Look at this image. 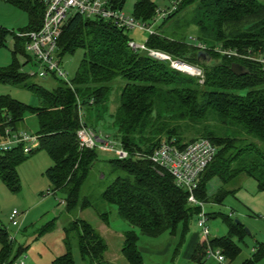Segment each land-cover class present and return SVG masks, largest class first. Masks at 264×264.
I'll use <instances>...</instances> for the list:
<instances>
[{"label": "trees", "instance_id": "obj_1", "mask_svg": "<svg viewBox=\"0 0 264 264\" xmlns=\"http://www.w3.org/2000/svg\"><path fill=\"white\" fill-rule=\"evenodd\" d=\"M2 1L27 13L29 23L21 32L41 27L43 0ZM110 2L122 10L126 0ZM188 3L193 12L191 25L197 26L199 32L196 45L185 36L176 37L161 30ZM156 10L152 0H138L134 6L135 17L149 24L154 22ZM158 30L149 36L147 44L174 60L201 68L203 82L198 76L174 68L169 60L130 49L127 34L130 30L119 28L110 20L74 14L58 40V54L62 62L65 56L82 49L83 58L72 86L61 80L49 89L33 82V75L22 70L16 56L22 53L26 56L25 64L32 63L34 57L26 49L28 38L0 26V46L6 45L12 36L16 47L11 64L0 68V82L22 85L40 99V104L29 105L11 96H0V138L8 127L21 128L19 122L27 111L35 113L39 121L36 133L39 146L34 151L25 153L22 143L0 149L1 178L13 191L19 190L18 165L44 149L53 159L46 175L52 191L64 194L67 211L94 205L82 190L99 159L100 149L80 147L77 130L82 108L88 125L97 131L107 125L106 132H111L131 153L126 158L113 156L107 160L115 178L100 192V198L116 204L119 214L134 227L124 232L122 244V252L130 264H147L135 227L151 236L165 231L176 234L181 229L184 240L200 209L188 201V190L177 185L170 172L157 167L147 157H136V152L150 153L163 138L184 146L189 141L208 137L218 146V151L199 177L196 190L199 199L222 203L229 193L237 190L229 184L242 173L253 176L258 189L264 191V65L223 52L264 55V0H183L163 18ZM199 44L205 47L211 60L199 56L202 49ZM234 62L242 64L247 73L236 75L231 69ZM114 93L117 104L115 111H110ZM107 113L111 121H107ZM105 175L102 171V176ZM214 177H219L222 185L210 194L207 184ZM96 209L107 219V211ZM222 215L229 232L211 237L210 242L235 259L241 248L233 236H241L244 227L231 214ZM65 230L66 251L56 256L52 264L76 263L73 232L85 264H107L108 242L90 221L75 216ZM14 243L15 238L0 223V261H11L22 253L25 247L20 245L14 251ZM207 245L203 237L193 258L202 261ZM263 256L264 242L245 264H253Z\"/></svg>", "mask_w": 264, "mask_h": 264}, {"label": "rangeland", "instance_id": "obj_2", "mask_svg": "<svg viewBox=\"0 0 264 264\" xmlns=\"http://www.w3.org/2000/svg\"><path fill=\"white\" fill-rule=\"evenodd\" d=\"M137 1L126 0L122 12L131 18H136L134 6ZM152 1L157 8L156 15H158L157 11L167 13L174 11V0ZM189 3L178 16L162 26L161 30L172 36H185L189 43L196 45L199 40V32L197 26L191 25L193 12ZM162 22L163 18L159 14V19L156 23L157 32H159L158 27L161 26ZM28 23L29 18L26 12L0 1V26L10 29L15 34H19ZM127 34L131 40L138 44L147 43L149 38L146 32H142L139 29L127 31ZM15 50L14 38L10 36L7 44L0 46V68L11 64ZM201 50L206 49L202 48ZM83 53L82 49H78L75 53L65 56L62 60L61 65L71 81L76 75ZM29 54L33 55L32 53ZM16 56L23 65L22 70L24 72L30 74L38 70L34 59L32 63L25 64V55L17 53ZM58 78H54L50 73L45 77L34 75L31 80L53 89L61 80H65L60 76ZM114 94L112 101L109 103L110 111H115L117 104V93ZM6 95L29 105L40 104V99L22 85L0 82V96ZM108 114L107 121H111V117ZM104 123L108 124L107 122ZM19 124L21 128L33 134L37 133L39 129L38 117L31 111L25 113ZM107 128V125H104L101 131L103 134L108 133L112 136L111 132H106ZM113 129L111 126V130ZM113 156L114 154L111 152L99 150V159L95 162L91 174L83 186L82 193L88 195L95 206L91 205L80 210L78 208L71 213L67 211L66 205L62 203L64 194L59 190L56 191L57 193L52 191V184L46 175V169L53 164V159L46 150L41 149L34 152L18 165L21 182L19 190L13 191L0 176V223L6 226L10 234L15 238L14 251L20 245L25 247L21 256L25 257L26 264H52L53 258L65 252L66 244L64 239L67 233L65 228L75 216L87 219L97 228H101L103 223L110 224L116 236L106 233V240L110 244L107 259L115 260L114 256L111 255L113 251L121 253L122 239L117 235H122L127 229L134 227L119 214L116 204L105 202L100 198V192L115 178V173L110 171V164L107 161ZM102 171L106 172L104 177L102 176ZM221 185L222 180L219 177L210 179L207 184L208 192L210 194L216 192ZM229 187H235L237 190L229 193L222 203H206L207 211L215 213L209 218L208 224L213 236H223L229 232V226L223 218V213L232 214L234 220H238L243 224V234L241 236H233L241 250L235 259L227 257L226 261L229 264H245L247 259L254 257L259 246L264 242V191L258 189L257 181L253 176L245 173L240 174L235 182L229 184ZM96 207L108 212L107 219H104L97 212ZM14 209L20 212L19 225H14L10 218ZM196 219L197 217L191 221L190 229L184 240L181 238V229L176 234L165 231L157 236H151L142 233L138 227H135L139 233L138 245L142 250L144 261L147 264H218V261L212 256L199 261L186 254L191 243L192 231L200 230ZM72 235L73 251L76 258L75 264H84L80 258L76 232H73ZM122 260L128 263L124 256H122ZM253 264H264V256Z\"/></svg>", "mask_w": 264, "mask_h": 264}, {"label": "built area", "instance_id": "obj_3", "mask_svg": "<svg viewBox=\"0 0 264 264\" xmlns=\"http://www.w3.org/2000/svg\"><path fill=\"white\" fill-rule=\"evenodd\" d=\"M45 3V11L43 15L42 25L37 30L28 32H20L18 35L28 38L26 49L32 53L34 62L38 66V70L31 72L30 75H38L45 77L50 73L63 77L65 81L72 86L71 80L68 79L66 71L61 65V58L58 54V40L63 33V29L71 16L81 14L87 18H102L112 21L117 27L125 30L139 29L146 32L148 36L156 34V23L159 14L162 18L166 17L167 12L157 11L155 21L152 24L142 22L137 18H131L124 14L121 9L114 7L110 0H43ZM183 0H174V10L178 8ZM128 46L134 51L146 52L148 55L161 59L169 60L171 65L178 70L188 74L200 77V81H204V74L201 68L190 65L180 60H174L172 57L151 48L147 43L138 44L134 40L128 41ZM201 48H205L199 45ZM229 56H239L251 60L258 61L264 65L263 54H243L234 50H224ZM33 62V61H32ZM81 108V106H80ZM77 138L80 147L98 148L114 154L117 158H126L130 156V150L126 148L120 140L108 133L103 134L92 126L88 125L84 119L83 110L81 108L80 127L77 130ZM22 143L25 153L34 151L39 146V135L28 132L23 128L12 129L8 127L5 135L0 138V149H9ZM218 151V146L208 137H201L193 141L187 142L184 146H178L173 139L164 138L150 153L145 154L136 152V157L149 158L154 165L166 169L172 174L177 185L188 190V201L197 204L200 209L197 213V225L199 226L203 237L207 240V255L217 259L219 264H229L226 254L219 247L211 244L210 239L211 228L208 224L210 218L206 209V202L196 195L199 184V177L205 168L213 161ZM62 203H65L62 198ZM20 212L14 209L10 215L14 225H19ZM0 264H25V257L21 254L11 261L3 260Z\"/></svg>", "mask_w": 264, "mask_h": 264}, {"label": "crops", "instance_id": "obj_4", "mask_svg": "<svg viewBox=\"0 0 264 264\" xmlns=\"http://www.w3.org/2000/svg\"><path fill=\"white\" fill-rule=\"evenodd\" d=\"M0 1H2V0H0ZM2 2H4V1H2ZM5 3V2H4ZM7 5H10V4H8V3H6ZM12 6V5H11ZM215 193V192H214ZM209 202H213V201H209ZM207 203V202H206ZM212 214H214V213H212ZM212 214H210V217L212 216ZM215 215V214H214ZM232 215V214H231ZM97 228V227H96ZM100 232H101V234L105 237V239H106V233H109L110 235H112V236H116L115 235V233H114V231H113V229L110 227V224H107V223H103V225H102V227L101 228H97ZM212 235V234H211ZM117 236H119V238L121 237V239H122V244H123V239H124V233L122 234V235H117ZM212 237H214L213 235H212ZM202 238H203V235H202V233H201V230H199V231H192V233H191V243H190V245H189V249L187 250V255H190L191 256V258H193L194 256V252H195V250H196V247H197V245L199 244V242H201L202 241ZM108 242V241H107ZM122 244H121V246H120V251H121V253L119 252V251H113V253L111 254V255H113L114 256V261H112V260H108L107 259V253H108V251H109V242H108V249L106 250V252H105V258H106V262H107V264H130L129 263V261H128V263L127 262H125V260H122V256H124V254H123V252H122ZM218 247V246H217ZM220 248V247H219ZM78 249H79V247H78ZM221 249V248H220ZM142 251V250H141ZM207 251V250H206ZM79 252H80V249H79ZM64 253V252H63ZM227 256V255H226ZM74 257H75V255H74ZM125 257V256H124ZM208 258V255H207V253H206V255H205V257H203V259H205V258ZM213 257V256H212ZM228 257V256H227ZM80 258H81V260H82V262H84L83 261V259H82V256H81V253H80ZM126 258V257H125ZM215 258V257H214ZM54 259V258H53ZM76 259V258H75ZM193 259H195V258H193ZM202 259V260H203ZM216 259V258H215ZM195 260H197V259H195ZM217 260V259H216ZM25 264H26V262H25ZM85 264V263H84ZM219 264V263H218Z\"/></svg>", "mask_w": 264, "mask_h": 264}, {"label": "water", "instance_id": "obj_5", "mask_svg": "<svg viewBox=\"0 0 264 264\" xmlns=\"http://www.w3.org/2000/svg\"><path fill=\"white\" fill-rule=\"evenodd\" d=\"M199 56H204L208 61L211 60V56L206 50H201L199 52ZM231 69L236 75H243L247 73V70L244 68V66L238 62L232 63Z\"/></svg>", "mask_w": 264, "mask_h": 264}]
</instances>
